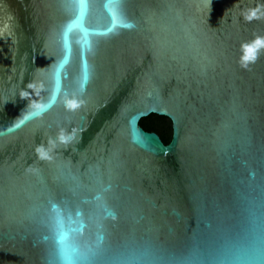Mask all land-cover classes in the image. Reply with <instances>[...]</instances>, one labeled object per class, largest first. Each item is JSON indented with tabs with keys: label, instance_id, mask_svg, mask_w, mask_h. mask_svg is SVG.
Returning <instances> with one entry per match:
<instances>
[{
	"label": "water",
	"instance_id": "obj_1",
	"mask_svg": "<svg viewBox=\"0 0 264 264\" xmlns=\"http://www.w3.org/2000/svg\"><path fill=\"white\" fill-rule=\"evenodd\" d=\"M0 264H264V0H0Z\"/></svg>",
	"mask_w": 264,
	"mask_h": 264
},
{
	"label": "trees",
	"instance_id": "obj_2",
	"mask_svg": "<svg viewBox=\"0 0 264 264\" xmlns=\"http://www.w3.org/2000/svg\"><path fill=\"white\" fill-rule=\"evenodd\" d=\"M139 126L147 133L156 134L164 145H168L172 139V124L165 117L149 115L139 121Z\"/></svg>",
	"mask_w": 264,
	"mask_h": 264
},
{
	"label": "clouds",
	"instance_id": "obj_3",
	"mask_svg": "<svg viewBox=\"0 0 264 264\" xmlns=\"http://www.w3.org/2000/svg\"><path fill=\"white\" fill-rule=\"evenodd\" d=\"M261 42L258 40L257 41V44H260ZM252 60H254V57L252 58ZM243 66H246V64L245 65H243ZM66 106L69 108V109H73V108H75L76 106H77V102L75 101V100H67L66 101ZM57 139L60 141V142H64L65 141V139H66V137L64 136V134H63V132H61L59 135H58V137H57ZM49 143L51 144V143H53L52 141H49ZM36 152H37V155L40 157V158H47V152H46V150H45V148L43 147V146H38L37 148H36Z\"/></svg>",
	"mask_w": 264,
	"mask_h": 264
},
{
	"label": "snow or ice",
	"instance_id": "obj_4",
	"mask_svg": "<svg viewBox=\"0 0 264 264\" xmlns=\"http://www.w3.org/2000/svg\"><path fill=\"white\" fill-rule=\"evenodd\" d=\"M128 26H131V25H128ZM253 48H248L247 50V54L244 56V61L247 62L249 60H251L253 58ZM86 79L85 78V82H86ZM77 107V106H76Z\"/></svg>",
	"mask_w": 264,
	"mask_h": 264
}]
</instances>
